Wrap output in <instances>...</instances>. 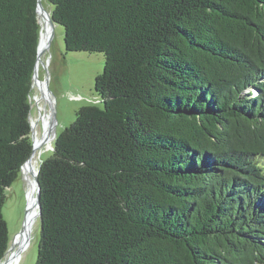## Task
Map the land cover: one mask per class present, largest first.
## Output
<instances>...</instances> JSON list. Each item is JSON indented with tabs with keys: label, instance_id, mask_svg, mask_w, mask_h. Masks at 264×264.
Returning <instances> with one entry per match:
<instances>
[{
	"label": "trees",
	"instance_id": "trees-1",
	"mask_svg": "<svg viewBox=\"0 0 264 264\" xmlns=\"http://www.w3.org/2000/svg\"><path fill=\"white\" fill-rule=\"evenodd\" d=\"M67 52L102 53L39 167L36 264H264V0H48ZM38 0H0L6 190L32 155ZM40 220V219H39Z\"/></svg>",
	"mask_w": 264,
	"mask_h": 264
},
{
	"label": "rangeland",
	"instance_id": "rangeland-1",
	"mask_svg": "<svg viewBox=\"0 0 264 264\" xmlns=\"http://www.w3.org/2000/svg\"><path fill=\"white\" fill-rule=\"evenodd\" d=\"M42 4L46 10L51 12L48 0H42ZM39 21L41 22L43 43L49 25L43 19H39ZM64 38L65 31L63 27L56 26L49 49L42 56V64L39 70V79L44 81L45 92L48 96L46 104H49L48 106L53 108L57 113V137L76 121L77 112L82 107L90 105L103 106L102 99L96 92L95 86L97 77L103 74L105 69V55L102 53L67 52ZM33 91L32 101L36 102L41 98V95L36 86ZM34 105L31 114V121L33 123L38 120L37 107H42L44 102L40 101V103H34ZM48 120L49 118H44V125L46 127ZM37 131L38 138H40L41 124L38 126ZM54 143L52 141L36 148V153L32 159L35 169H39L42 163L52 156ZM26 175L27 173L25 174L21 171L18 180L6 190V202L3 214L8 224L9 248L13 246L15 237L22 232L26 219L29 199V181ZM28 178L31 182L34 181L32 175H29ZM34 189L35 187H33V196ZM36 213H38L37 208ZM27 233L28 236L26 235L25 237L26 241L15 249L13 254L15 256L14 264L37 263L41 236V222L38 217L34 219Z\"/></svg>",
	"mask_w": 264,
	"mask_h": 264
},
{
	"label": "water",
	"instance_id": "water-1",
	"mask_svg": "<svg viewBox=\"0 0 264 264\" xmlns=\"http://www.w3.org/2000/svg\"><path fill=\"white\" fill-rule=\"evenodd\" d=\"M37 14H38V18L39 19H43V21H45V23L47 25H49L47 27V33L48 34V41H47V44L44 48H42V33L40 34V43H39V46H38V56H37V61H36V66H35V70H34V75H33V80H32V90L34 89V87L36 85H40L39 83L41 84H44V87H45V83L40 81L39 79V70H40V67H41V64H42V59H43V54L44 52L48 51L49 49V46H50V43H51V40L54 36V33H55V28H56V23L53 21L52 19V16H51V13L45 9L44 5L42 4V0H38V9H37ZM41 24V22H40ZM53 113H54V124L52 125V132H53V138L51 140L52 141H55L56 138H57V135H56V128H57V124H58V121H57V113L56 111L53 109L52 110ZM31 117V116H30ZM31 130H32V134H31V139H32V145H33V151H32V155L31 157L28 159V161L25 163V165L22 167V172L26 174L25 172V169L28 165H31L32 164V159L36 153V148H38L39 146H43L45 145L44 143L42 144H39V145H36V142H37V139H36V135H35V130H34V125L32 124V121H31ZM31 175L34 179V184H35V204H36V208L38 210V213L36 214V217H38L41 221V216H42V213H41V188H40V184H39V171L38 169H34L31 171ZM27 214H28V210L26 212V219H27ZM25 219V222H24V225H23V229H22V232L18 235H22L24 234V231L26 230V224H27V220ZM17 235V236H18ZM16 236V237H17ZM15 237V239H16ZM14 239V241H15ZM14 241H13V246L11 248L8 249L7 253H6V256L4 258V260L0 263V264H9L10 261L12 260V258H15V256L13 255V250H14Z\"/></svg>",
	"mask_w": 264,
	"mask_h": 264
},
{
	"label": "bare ground",
	"instance_id": "bare-ground-1",
	"mask_svg": "<svg viewBox=\"0 0 264 264\" xmlns=\"http://www.w3.org/2000/svg\"><path fill=\"white\" fill-rule=\"evenodd\" d=\"M47 39H48V33L44 36V39H43V43H42V48H44L45 44L47 43ZM40 86H42V88H44V91H45V87L41 84ZM44 97L45 99H48V96L46 95V92H44ZM52 101V100H50ZM49 105V104H48ZM50 114V113H48ZM47 126L48 128L51 126V123H50V119H49V122L47 123ZM37 127L36 123L34 124V129ZM37 130V129H36ZM45 130H46V126H45ZM38 132V131H37ZM50 136H48L47 138H45V140H48ZM37 139V142H36V145H39V144H42L44 143L43 141V138H38V136L36 137ZM51 142V141H50ZM46 143V142H45ZM35 165H34V162L31 164V165H28L25 169V172L27 173V179L29 181V199H28V218H27V224H26V230L24 231V234L18 236L15 241H14V250H13V253L15 252V249L20 246V244H22L23 242H25V237L26 235L28 236V231L30 230V227L34 221V219L36 218V204H35V189H34V196L32 195L33 193V187L34 186V183L30 181V179L28 178L29 175H31V171L34 170L35 168ZM31 182V183H30ZM27 239V238H26ZM14 259L15 258H12V260L10 261V264H14Z\"/></svg>",
	"mask_w": 264,
	"mask_h": 264
},
{
	"label": "flooded vegetation",
	"instance_id": "flooded-vegetation-1",
	"mask_svg": "<svg viewBox=\"0 0 264 264\" xmlns=\"http://www.w3.org/2000/svg\"><path fill=\"white\" fill-rule=\"evenodd\" d=\"M41 81V80H40ZM42 82H44V81H42ZM40 85H41V83H39ZM40 85H36V87H37V89H38V91L40 92V95H41V98L40 99H38L36 102H33L32 100H31V103H32V110H33V106H35L34 105V103H40V101H43L44 102V105H42V107H37L38 108V110H37V112H38V120L35 122L36 123V125H37V127L34 129L35 130V135H36V137L38 136V132H37V128H38V126L41 124V138H43V141H44V144H47V143H50V141L52 140V138H53V132H52V125L54 124V113H53V108H50L47 104H46V99H45V97H44V88H42V86H40ZM43 86H44V84H42ZM32 99H33V97H32ZM37 105V104H36ZM48 113H50V114H48ZM45 117H47V118H49L50 119V123H51V126L48 128V126L46 127V130H45V125H44V118ZM48 122H49V120H48ZM35 123H33L32 122V124L34 125ZM44 136H45V138H47L48 136H50L49 137V139L48 140H45V138H44ZM46 142V143H45Z\"/></svg>",
	"mask_w": 264,
	"mask_h": 264
}]
</instances>
